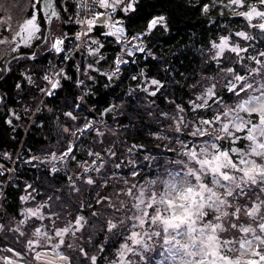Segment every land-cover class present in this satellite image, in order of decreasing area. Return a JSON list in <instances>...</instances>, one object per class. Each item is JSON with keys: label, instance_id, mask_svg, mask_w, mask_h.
Segmentation results:
<instances>
[{"label": "snow or ice", "instance_id": "1", "mask_svg": "<svg viewBox=\"0 0 264 264\" xmlns=\"http://www.w3.org/2000/svg\"><path fill=\"white\" fill-rule=\"evenodd\" d=\"M139 2L92 0L91 6L82 9L84 18L77 20L84 29L76 35L77 41L81 35L87 36L92 32L97 19L106 17L104 26L109 31L105 35L115 37L117 42L123 39L122 52L129 57H135L137 53H146L145 59L152 56L151 51L146 52L145 45L137 41H142L158 27L166 30L164 16L150 19L146 31L130 40L125 35L122 20H113L117 11L124 15L136 12ZM42 3L44 7L41 11L51 8L50 0H42ZM96 6L103 11L97 12ZM223 7L242 17L246 21L245 27L254 34L249 35L244 30L229 31L209 42L208 62L215 66L217 73L223 74L224 84L218 91L219 81L213 77L205 78L207 86L201 85L200 94L187 101L192 119H185V109L175 105L174 100L169 103L175 105V115L158 113L159 119L171 122L172 131L170 136L153 133L157 140L166 141L161 154L143 155L140 157L143 163L134 159L126 162L129 169L127 176L134 183H129L123 173L116 175V170L121 169L124 162L109 166L113 176L124 185L117 196L126 197L127 203L118 200L117 207L107 197L97 199V204L107 205L105 213L112 212L110 218L90 210L91 201L86 205L77 204L67 195L61 199L62 193L56 189L49 190L43 202L36 201V195L40 193L32 185H26L25 191H32L20 199L22 202L31 201L36 207H29L20 213L23 217L21 223L32 221L35 230L31 235L34 239H28L21 251L13 250L16 258L28 256L31 264H77L78 259L81 264H264V50L255 45L257 37L264 38V0H228ZM32 10L31 18L25 20L13 36L16 48L21 44L30 46L33 39L40 38L37 35L40 28L36 22L35 4ZM203 11L207 13L209 5L205 4ZM56 15L55 11H51L46 19ZM5 30H10V26ZM233 37L248 43L242 47L239 40L234 41ZM5 42L0 40V43ZM63 42V39L56 40L49 51L61 53ZM96 43L92 41V44ZM102 47H86L85 54L96 56ZM29 59L35 60L36 55ZM132 62L136 63L135 59ZM127 63L128 60L118 58L116 68L108 79L118 76L120 65ZM60 75L57 71L56 79L44 76L50 85L45 93L47 96H53L54 90L60 87ZM140 75L144 77L145 73ZM132 78L137 79L135 76ZM28 79L31 82V77ZM148 84L156 86L155 90L150 91L149 86H144L138 91L150 97H156L157 93L164 95L161 89L166 86L161 81L152 78ZM224 93L234 98L232 104L226 103ZM106 111L111 113L115 108ZM64 115L76 119L71 111ZM7 122L11 124L12 121ZM64 131L68 132L67 129ZM88 132L104 135L91 122H86L68 135L78 141ZM73 147L70 143L60 156L52 154L40 162L50 165V174H55L60 171L57 165H64ZM139 150L147 151L142 147ZM133 151L134 148L128 149L129 157ZM33 159L38 160L36 157ZM97 160L100 162L97 163ZM27 163L32 164V160ZM104 164L99 152L95 153L92 165L85 168L78 178L95 187L90 174L100 173ZM145 168H151L152 172L144 173ZM3 174L0 166V175ZM104 175L107 176L108 171ZM83 176L88 178L84 180ZM67 179L68 188L79 191L72 177ZM95 190L98 192L99 187ZM65 201L75 208V216L65 206ZM86 208L90 210L87 216L84 215ZM62 216L65 217L63 221ZM69 216L72 218L67 219ZM58 221L65 226L58 228ZM2 228L3 225H0ZM93 229L106 233L105 241L117 245L114 250L109 248L111 259L105 253L103 244L95 246L99 256L89 255L91 249L86 251V246L74 247L72 240L78 238V233L81 238L87 236V242L91 244L95 236ZM66 236L69 237L67 241ZM150 253L162 258L154 260ZM5 264L15 262L7 259Z\"/></svg>", "mask_w": 264, "mask_h": 264}, {"label": "trees", "instance_id": "2", "mask_svg": "<svg viewBox=\"0 0 264 264\" xmlns=\"http://www.w3.org/2000/svg\"><path fill=\"white\" fill-rule=\"evenodd\" d=\"M227 3L228 0H140L134 13L124 15L117 11V15L124 18L125 28L129 35L144 33L150 19L161 15L166 18L167 29L158 27L143 39L146 52L151 51L155 55L145 59L146 53H138L136 57H131L128 65L120 69L118 76L109 80L108 76L113 72L114 58L121 50L116 38L105 35L104 27L98 23L93 28V34L100 37V42L96 44H92L93 40L87 42L92 49L103 45L98 54L96 56L86 55L81 50H77L74 53L75 57L69 59V55L79 43L76 35L79 33L80 24L75 18L76 10L73 0H55L58 19L62 22L61 27L70 35V38L61 53L57 54L54 51V54L52 52L41 54L35 61L40 63V70L34 74L37 78L43 75L42 71L49 69L48 72L45 70L44 73V76L48 75L52 69V59H58L57 63L66 62L65 68L59 76L60 87L54 90L55 94L51 97L44 94L48 86V82L44 78L36 84L32 83L33 76L29 82L28 78L31 73H27L25 67L31 60L28 59L16 65V61L26 58L28 54H35V48L39 47L42 41L32 43L31 48L19 54L20 56H17L15 62L11 56L0 57V163L12 165L8 157L11 154L19 153L18 161H16L19 166L24 159L23 154L27 157L32 155V151L38 153L39 149L47 142V134L55 136L59 133L57 117L63 115L67 110L64 107V102H68L70 99L77 101L81 94L83 96V99L80 100L81 110L86 115L95 117L100 115L106 106L114 103L113 100L122 98L130 91L139 93L138 89L144 85V79L155 76L166 86L165 89H161L164 95L157 93L156 97H152L156 100L158 110L162 112L168 109V114L171 113L175 105L169 101L173 100L175 104L182 102L187 106V101L194 99L197 95L194 88L198 81L202 82L201 75L210 71H213L214 74L217 73L215 66L208 62L209 54L206 52L209 49V42L217 40L219 35L227 34L229 31H237L242 27L240 21L243 18L235 15L227 7H223ZM205 4L209 5L207 13L203 11ZM40 17L42 25L48 29L49 25L45 21L43 12H41ZM200 49H204V51L201 52ZM55 53L56 58H54ZM100 56L103 59H99ZM77 58L80 60V64ZM133 59L136 63L132 62ZM78 64L81 67L80 71ZM35 69L32 68L31 70ZM141 72L145 73L144 77H141ZM133 76L137 79L134 80ZM80 80L82 81L81 85L78 83ZM224 96L226 103H233L234 98L227 93H224ZM130 98H135V95L132 94ZM48 108H51L53 112H48ZM188 112L192 114L191 109H188ZM17 116L19 119H16ZM124 119L133 120L138 124L134 131H130L124 137L126 144L139 143L140 147L147 148L150 150L148 153L155 155L164 151L166 142L157 140L153 133L170 136L167 133V131L172 130L170 121L158 117L150 119L149 115L146 117L141 111H138L136 116L126 114ZM8 120L12 121L11 124L7 122ZM119 121L122 122V119L120 118ZM86 139L83 137L74 144L72 156H75V159H72L71 156L70 164L75 169L79 167L81 162L92 156L88 155L92 150ZM122 148L120 146L119 151L115 148L116 157H127ZM103 169L108 171L109 164ZM143 172L151 173L152 169L145 168ZM43 173L50 175L49 170L32 161V164L24 163L16 171V174L10 177L9 182L3 186L4 195L0 205V222L2 225L4 222L8 225L11 217H22L20 213L24 211L25 202H22L20 197L27 193L24 190L23 181L32 180L36 182ZM57 174L62 180H67L68 172L66 174L58 172ZM112 180L109 175L105 178H95V187H99V191L97 192L95 187H91L85 201L83 200L84 202L81 204L86 205L91 201L92 209L90 210L103 212V215H107L102 210L103 204H97L96 201L101 197H109V184H112ZM28 191L31 192V190ZM111 202L117 203V201ZM90 210L85 209V211ZM2 231L3 228L0 231V245L8 248L7 246L10 244L6 242V236H1ZM105 235L106 233L98 232L97 240L93 246L90 248L88 242L86 246L91 249L92 255L99 256L95 246L103 244L105 253L111 259L109 248L114 250L117 245L106 242ZM150 255L153 256L154 260L160 258L154 253H150Z\"/></svg>", "mask_w": 264, "mask_h": 264}, {"label": "rangeland", "instance_id": "3", "mask_svg": "<svg viewBox=\"0 0 264 264\" xmlns=\"http://www.w3.org/2000/svg\"><path fill=\"white\" fill-rule=\"evenodd\" d=\"M33 4H35L36 7V14H37V24L39 25L40 31L37 33V35L40 37L39 39H33L30 43V46L32 43L35 42H40L39 47L35 48V55H36V59L44 53L47 52H52L54 54V51H49V49L51 48V44L54 43L56 40L58 39H63V45L62 48L64 49L65 44L67 42V40L70 38V35L67 34L63 28L61 27V21L58 16V10L55 9V12L57 13L56 16L52 17L50 19V26L49 29H46V27H44L42 25L41 22V12H43L44 15V11H41L42 8V0L41 2H37V0H0V40L6 41L5 43H0V57H6V56H11L13 57L14 62L17 60V58L20 56L19 54L23 53L25 50L30 49V46H24L23 44L20 45L19 48H16L15 42H13V36L15 35V33L19 30V26L23 24V22L29 18H31V16L33 15ZM51 6H53V4H51ZM44 7V6H43ZM51 9V11H54V8H48ZM47 8H44L45 12H46V16H48L50 14V11ZM45 17V15H44ZM106 17H100L99 19H97V23L96 24H102V26L104 27V34L107 33L109 31V29L107 27L104 26V21H105ZM45 21L47 22V19L45 17ZM242 24V27L237 29V31L240 30H244V31H248L249 35H253L254 33L252 31H249L245 25H246V21L243 19L240 21ZM10 26V30L6 31L5 28ZM81 27V26H80ZM123 27L125 28V24L123 23ZM94 30H92V32L88 33L87 36L81 35V39L79 40V43L76 45V47L74 48V50L72 51V54L69 55V59H73L75 57V52L77 50H81L82 52L85 53L86 49L85 47H89L88 46V41L89 40H94L96 42H100V37L95 36L93 34ZM79 33H82L81 30H79ZM125 35L128 37V39H130V35L127 32V29L125 28ZM47 38V39H46ZM233 40H239L241 46H246V44L248 42H245L243 40H240V38H236L233 37ZM121 46V49L123 47L124 44V40L122 39L120 42H118ZM255 45L256 48H258L259 50H264V38L261 37H257V39L255 40ZM78 46V48H77ZM85 46V47H84ZM146 47V46H145ZM15 49V50H13ZM152 55H155V53L151 52ZM206 54H210L209 53V49L207 50ZM33 55V54H32ZM32 55L28 54L26 58L24 59H20L19 61H16V65L21 64V62H25L29 59V57H31ZM138 55V53L135 55V57ZM18 56V57H17ZM57 55L55 53V57L56 58ZM118 58H122L125 60H128L127 64H121L120 65V69H122L123 66L128 65L129 61L131 59V57H129L128 55L125 54V52H122V50H120L118 52V54L115 56L114 58V67H113V71L116 68V61ZM35 60L29 59L31 61H28V63L26 64V71L27 73H31L29 75V77H33L34 74L38 73L39 66L40 63H36ZM78 63L80 64V60L77 58ZM58 59H52L51 60V66L52 69L50 70L51 72L48 74V76L52 79H56V73L57 71H60V73L63 72V69L66 66V62H62V63H57ZM78 64V70H81V67ZM32 68H36L35 70H31ZM46 72H48L49 69H45ZM45 70L42 71L43 75H41L40 77L38 76L37 78H35V76L33 77V82L32 83H36L38 84L40 80H42V78H44V73ZM206 77H213L216 78L219 83L217 86V90L219 91L220 88L222 87V85L224 84L225 80H224V76L222 73H216L214 74L213 71H210L209 73L206 74H202L201 75V80L202 82L198 81L197 82V86L194 88V92L198 95L201 92V85L207 86L208 81L205 79ZM155 78L157 80H159L158 77H151V78H145L144 79V85L141 86L140 88L144 87V86H149V90H155L156 86H150L148 84V82L150 81V79ZM161 81V80H159ZM81 80L78 81V83L81 85ZM50 85L48 84L46 91L49 89ZM46 93V92H45ZM44 93V94H45ZM43 94V95H44ZM134 94L135 98H130L131 95ZM82 94L80 96H78L77 101L70 99L68 102H64V107L67 108V110L64 113H67L69 111H71L73 113V115L76 117L75 120H72L71 118L67 117L66 115H60L57 117V121H58V126H59V133L57 135H50L47 134V142L46 144L41 147V149H39L38 153H34L32 151V155L31 156H27L25 157V154L22 155V157H24V159L22 160L21 164L18 166V164L16 163V161H18V155L19 153L15 154V155H8V159L9 161L12 162V165H0L2 166L3 170H4V174L0 175V185L5 186L9 180L10 177L14 176V174H16V171L19 169V167H22V165L24 163H27V161L32 160L34 163L36 162L37 164L42 165L46 170L50 169V165H47L45 163H41L40 161H44L45 158L47 156H50L52 154H55L56 156H60L68 147V145L71 144H75L77 141L73 140L68 133L71 132H76L78 128H81L85 125L86 122H91L93 124V126L95 125V128L100 131L103 132L104 135L103 136H97L96 133L94 132H88L86 133L83 137H86V141L88 142L89 146H91V150L93 155L89 158L86 159L85 161L81 162L79 164L78 168H73L70 164L71 162V156L72 153L69 155V158L64 162V165H57L58 168H60V171L62 174H66V172H68V176H71L73 181L75 182V186L77 189H79V191H72L70 188H68L69 185V181L67 180H62L60 176H58V172L55 174H50L48 175L47 173H43L41 174L38 179L36 180V182H33L32 180H25L23 181V183L26 185H32L36 190L37 193H40L38 195H36V201L39 202H43L44 199L46 198L47 193L49 192V190L51 189H56L59 190L62 195H61V199H63V197L65 195L70 196L71 200L75 201L77 204H81V202H84L88 193L91 190V187L94 186H90L87 185L85 183H83L81 181L80 178H78L79 176H82L84 169L88 168L92 165V161L95 159V153L99 152L100 156L103 157L105 164L104 167L107 166V164H109V166H114L116 163H122L121 169L116 170V175L119 176L121 173H123V177L125 179L128 180L129 183H134L135 181L131 178L127 176V172H128V167L126 166V162L129 159H134L139 163H143L142 160H140V157L143 155H147L148 152L150 150L141 152L139 149L142 147H140L139 143H135L132 142L131 144H126L124 142V137H126L128 135V133L131 131L135 130V127L138 125L137 123H135L133 120H125L124 116H126V114H130L131 116H136L138 111L143 112V114L147 117L149 115L150 119H155L157 118V113L161 112V110H158L157 107V103L156 100L153 99L152 97L148 96L145 93L142 92H132L130 91L129 93H127L126 95H124L122 98L118 99V100H113V102L118 103L121 105V110H120V114L118 115L119 118H117L114 121H109L105 118L104 115V111L100 114V115H96L95 117H91L89 115H86L82 110H81V104H80V100H81ZM148 101V103L146 104L145 101ZM42 102V100H41ZM40 102V103H41ZM79 104L80 107L76 108L75 105ZM230 105V103H228ZM149 105H151L152 110L149 111ZM175 105H181V107H183L185 109V119L189 120L192 119L193 114H191L190 112H188L187 108L189 107V105H185L184 103H176ZM174 109L171 111V113H169V115H175V106L173 107ZM104 110V109H103ZM48 112H53V110L51 108H48ZM162 112H166L168 113V109L163 110ZM83 114V115H82ZM122 119V122L119 121V119ZM168 121V120H167ZM64 129H67L68 132H65ZM171 129V128H170ZM172 130L167 131L168 134H170ZM80 135V134H79ZM78 135V136H79ZM171 138V137H170ZM91 141V143H89ZM166 142V141H165ZM123 147L122 149L126 152L127 157L126 158H118L116 157V155L112 156L109 153H115L114 150L115 148L119 151V147ZM130 148H134V151L132 153V156L129 157L128 155V149ZM107 151V152H106ZM171 155V154H169ZM34 157L38 158V160L33 159ZM100 161L97 160V163H99ZM16 164V166H15ZM103 167V168H104ZM101 169L100 173L96 174V173H91V178L94 180L95 178H105L104 169ZM108 175L111 177L112 180V184H109V194H108V198L111 201H118V200H124L125 203H127V198L120 195L117 196V193L120 191V189L122 187H124V185L119 182L112 174V170L109 167L108 170ZM88 177L87 176H83V179L86 180ZM105 183V182H104ZM65 189H68L67 191H65ZM25 190V188H24ZM31 190L32 189H28ZM30 191H27V193ZM26 193V195H28ZM84 200V201H83ZM3 201V194H2V190L0 189V205ZM114 205L118 206V203H114L112 202ZM65 206L69 209V211L72 213V216H75L76 214V210L75 208H73L71 205H69L67 203V201H65ZM29 207H33L35 208L36 205L29 201V202H25L23 209H27ZM102 210L105 209V207H107L106 204H103ZM99 214H104L103 212H97ZM46 214V213H45ZM88 211L84 212V215L87 216ZM72 216H69L67 219H71ZM107 216L108 217H112V212H107ZM23 219V217L18 218V217H11L9 220L8 225L4 222L3 224V231L1 233V236H6L5 240L8 244H10L9 246L6 247H1L0 245V264H5V261L7 259H12L15 264H31V260L28 256H25L22 259H18L15 257L14 255V251H21L23 248H25L26 246V241L28 239H34V237L31 235V232H34V228L32 227V221H27L26 223L22 224L21 220ZM65 219V217H61V220L63 221ZM45 223H47V221H45ZM89 223H92L91 218H89ZM0 225H2V223L0 222ZM42 226V225H41ZM56 226L58 228H62L65 225L63 223H61L60 221L57 222ZM98 227V225H97ZM16 229H18L19 231H15ZM1 231V229H0ZM93 231L95 232V229H93ZM20 233H23V235H20ZM97 234L98 232H95V236L93 238V241L91 244H89L90 248L93 246V244L96 242L97 240ZM77 239H73L72 243L74 245V247H84L87 245V236H83L82 238L80 237V234H77ZM69 239L68 236L65 237V240L67 241ZM16 243H15V242ZM14 250V251H13ZM89 250L88 247L86 246V251ZM67 254V253H66ZM152 254V253H151ZM89 255H92V251H89ZM160 258L157 259L160 260L162 257L159 256ZM77 264H81L80 260H77ZM169 264H171V262H169Z\"/></svg>", "mask_w": 264, "mask_h": 264}, {"label": "built area", "instance_id": "4", "mask_svg": "<svg viewBox=\"0 0 264 264\" xmlns=\"http://www.w3.org/2000/svg\"><path fill=\"white\" fill-rule=\"evenodd\" d=\"M73 2H74V8H75V10H76V15H75V18H76V20H78V19H82V18H84V16H85V13H84V11L82 10V9H84L86 6H91V4H92V0H73ZM96 11L97 12H100V11H103V9H101V8H99V6H96ZM113 20H122V22L124 23V18L122 17V16H120V15H117V13L115 14V16L113 17ZM98 22V21H97ZM96 22V23H97ZM81 26V25H80ZM80 30L81 31H83L84 29L82 28V26L80 27ZM142 32H139V33H135V34H133V35H130V39L132 38V37H134V36H136V35H139V34H141ZM129 39V40H130ZM143 43V40L142 41H137V43ZM144 44V43H143ZM0 165H5V164H3V163H0ZM0 189L2 190V194L4 195V189H3V186L2 185H0Z\"/></svg>", "mask_w": 264, "mask_h": 264}, {"label": "water", "instance_id": "5", "mask_svg": "<svg viewBox=\"0 0 264 264\" xmlns=\"http://www.w3.org/2000/svg\"><path fill=\"white\" fill-rule=\"evenodd\" d=\"M50 3L53 4V6H51V8H54V11H55V9H57V7L55 5V0H50ZM42 7H43V3H42ZM48 10L51 12V9H48ZM44 15L46 17L45 10H44ZM47 22H48V25L50 26V20L47 19ZM48 29H49V27H48ZM111 107H114L115 108V111L114 112H111V113L107 112L106 110L109 109V108H111ZM103 111H104L105 118L107 120L114 121L118 117V115H119L120 105L118 103H115V102L114 103H111L108 106H106Z\"/></svg>", "mask_w": 264, "mask_h": 264}, {"label": "bare ground", "instance_id": "6", "mask_svg": "<svg viewBox=\"0 0 264 264\" xmlns=\"http://www.w3.org/2000/svg\"><path fill=\"white\" fill-rule=\"evenodd\" d=\"M80 133L79 132H77V135H79Z\"/></svg>", "mask_w": 264, "mask_h": 264}]
</instances>
